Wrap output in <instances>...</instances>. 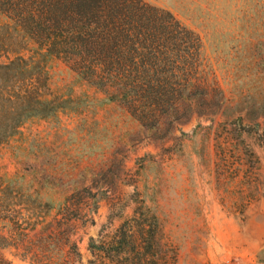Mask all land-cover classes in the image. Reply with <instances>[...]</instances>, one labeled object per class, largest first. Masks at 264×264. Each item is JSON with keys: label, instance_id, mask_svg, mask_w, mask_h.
I'll return each mask as SVG.
<instances>
[{"label": "rangeland", "instance_id": "374dc122", "mask_svg": "<svg viewBox=\"0 0 264 264\" xmlns=\"http://www.w3.org/2000/svg\"><path fill=\"white\" fill-rule=\"evenodd\" d=\"M143 1L201 41L204 92L180 99L155 128L0 15V65L35 61L40 95L63 106L0 144L8 264H138L130 246L128 261L88 247L112 244L134 212L144 225L156 217V264H264V0Z\"/></svg>", "mask_w": 264, "mask_h": 264}, {"label": "trees", "instance_id": "16d2710c", "mask_svg": "<svg viewBox=\"0 0 264 264\" xmlns=\"http://www.w3.org/2000/svg\"><path fill=\"white\" fill-rule=\"evenodd\" d=\"M0 15L43 56L62 60L102 91L106 102H123L142 126L155 128L180 99L204 92L197 76L200 38L170 12L143 0H0ZM42 73L35 61L22 57L0 65V144L25 121L52 117L63 107L40 95ZM5 83L13 90L4 92ZM149 219L144 225L134 212L112 244L90 240L89 250L110 260L124 255L126 261L156 264L150 252L157 220ZM134 226V232L127 229ZM0 241L6 238L0 235ZM125 245L137 251L132 258ZM0 264L8 263L0 257Z\"/></svg>", "mask_w": 264, "mask_h": 264}]
</instances>
